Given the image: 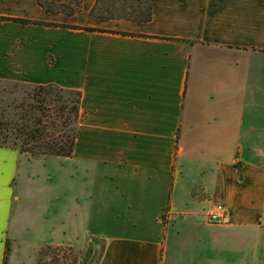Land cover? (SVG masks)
<instances>
[{
  "label": "crops",
  "instance_id": "0c3cea01",
  "mask_svg": "<svg viewBox=\"0 0 264 264\" xmlns=\"http://www.w3.org/2000/svg\"><path fill=\"white\" fill-rule=\"evenodd\" d=\"M8 1L22 7L0 16L107 31L0 21L33 36L14 53L0 42V79L81 93L71 157L0 146V264L26 222L16 207L55 161L69 165L68 219L81 235L65 242L82 246V264H252L253 235L264 240V0H150L148 22L99 20L95 0L73 15ZM212 202L230 225L206 219ZM35 207L40 221L55 216Z\"/></svg>",
  "mask_w": 264,
  "mask_h": 264
},
{
  "label": "trees",
  "instance_id": "16d2710c",
  "mask_svg": "<svg viewBox=\"0 0 264 264\" xmlns=\"http://www.w3.org/2000/svg\"><path fill=\"white\" fill-rule=\"evenodd\" d=\"M46 12L73 15L82 11V0H37ZM89 15L99 20L123 19L148 22L152 19L150 0H95ZM23 24L56 25L85 31H107L102 28L53 24L40 20L0 16V21ZM121 34H129L120 32ZM0 83L18 88L20 96L8 99L14 91L0 95V146L38 157H71L76 137L81 93L55 83L32 84L0 79ZM5 247L3 264L6 261Z\"/></svg>",
  "mask_w": 264,
  "mask_h": 264
},
{
  "label": "rangeland",
  "instance_id": "374dc122",
  "mask_svg": "<svg viewBox=\"0 0 264 264\" xmlns=\"http://www.w3.org/2000/svg\"><path fill=\"white\" fill-rule=\"evenodd\" d=\"M71 2H73V0H71ZM20 6L22 7V4L20 5L8 0L0 4V7L5 10H10L12 7L18 8ZM20 28L21 27L17 25H2L0 23V42L8 43V48L11 49L9 50L10 53L12 51L14 53L15 49H19L22 41L27 40L30 43L33 40V36L22 34ZM50 36L51 34L46 33V42H48L47 40ZM5 85L8 84L0 83V95H3L4 93L2 91L6 90L7 92H15L12 93V95H7L9 96L8 99L20 96L18 88ZM27 155L30 157L29 154ZM51 160H57V158L53 157ZM45 165L46 172L48 171L46 177L48 178L44 180H34L31 183L32 185L30 184L31 196L27 199H21L16 207L18 211L20 208H23L26 222L23 228L22 225L18 226L17 234L11 235L10 239L6 240L7 252L5 264H82V246L65 242L68 239L72 242L76 241L74 232H78V236L81 235L80 229L74 230L71 228L68 219V208L70 205L68 187L70 185V177H68L66 173L69 165L66 163L64 166H61L58 161H55L54 165L49 162L51 166H49L48 169V164ZM179 183H181V181ZM174 187H178L176 181ZM171 198H173V200L176 199L175 193L172 194ZM168 201L167 196V198L165 197V203L168 204ZM36 204H40L44 212L46 211V214L48 210H50L48 214H51L52 211L55 210V216H52L53 218L50 217L51 220L43 219L40 221L39 216H37ZM59 209L60 213H57ZM18 211L15 212L14 208V216H17ZM32 211L36 213L33 214ZM117 215L118 214L114 212L109 213V218L113 221L117 220ZM160 219L164 224L168 223V212L164 213ZM87 231H90L91 237L107 236L117 233L115 229H88ZM164 233L166 234L167 230ZM39 236L46 242H38L37 237ZM253 239L252 264H264V240L261 239V236L255 234L253 235ZM55 241H64V243H51Z\"/></svg>",
  "mask_w": 264,
  "mask_h": 264
},
{
  "label": "built area",
  "instance_id": "2783aa9c",
  "mask_svg": "<svg viewBox=\"0 0 264 264\" xmlns=\"http://www.w3.org/2000/svg\"><path fill=\"white\" fill-rule=\"evenodd\" d=\"M206 219L216 225H230L232 216L230 212L221 203L212 202L205 210Z\"/></svg>",
  "mask_w": 264,
  "mask_h": 264
}]
</instances>
